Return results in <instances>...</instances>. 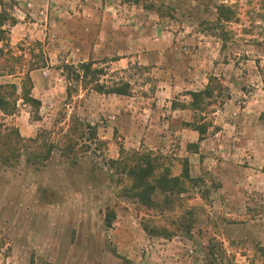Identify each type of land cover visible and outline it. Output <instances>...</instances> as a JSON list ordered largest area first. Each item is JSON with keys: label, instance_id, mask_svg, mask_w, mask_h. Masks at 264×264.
<instances>
[{"label": "rangeland", "instance_id": "obj_1", "mask_svg": "<svg viewBox=\"0 0 264 264\" xmlns=\"http://www.w3.org/2000/svg\"><path fill=\"white\" fill-rule=\"evenodd\" d=\"M121 1L125 0H112ZM202 1L137 3L148 12L147 18L140 17L143 20L155 21L152 11L159 10L170 16L175 28L184 26V31L207 32L228 43L232 26H240L236 29L243 35L238 39L248 41L240 43V48L264 43V0L238 1L232 6L220 0ZM16 4L8 12L16 24L4 26L7 42L2 47L8 45L26 62L42 67L31 73L32 96L42 106L36 110L20 98L15 115L2 116L3 123L17 129L24 141L37 142L16 152L18 148L6 136L7 146L0 147V264H264V156L254 160L250 147L239 150L230 144L229 128L223 133L226 144L222 146L201 142L186 146L176 139L172 145L154 146V137L148 136L154 128L147 124L139 132L131 123L136 106L129 98L122 120L113 119L120 107L117 94L84 89L71 79L66 66L93 62L94 68L104 71L98 77L100 85L118 91L128 84L130 98L146 93L145 88L155 91L153 69L138 62L125 71L117 69L112 62L121 57L119 49L110 56L104 51L94 56L89 45L77 48L74 38H95L89 34L90 26L72 18L85 11V1L46 0L42 5L16 0ZM177 38L176 43L186 40L182 35ZM252 52L241 53L239 62L246 64L260 50ZM224 57L228 59L227 52ZM3 84H16L21 94L19 77L0 76ZM248 87L254 88L247 83L243 89ZM213 106L193 112L189 124L208 129L215 122ZM142 115L135 120L144 127L148 114ZM72 116L93 127L97 139L91 140V132L82 130L84 139L66 155L59 147L66 151L61 137L68 133ZM171 128L176 127L169 124L170 132ZM217 128L207 130L204 139ZM157 132L156 138L162 134ZM41 134L44 137L38 141ZM137 152L162 155L170 166L159 167L156 176L178 178L177 183L170 180L172 184L155 178L151 199L143 203L132 194L135 184L127 177L129 166L116 164ZM145 227L159 232L149 236Z\"/></svg>", "mask_w": 264, "mask_h": 264}, {"label": "crops", "instance_id": "obj_2", "mask_svg": "<svg viewBox=\"0 0 264 264\" xmlns=\"http://www.w3.org/2000/svg\"><path fill=\"white\" fill-rule=\"evenodd\" d=\"M32 1L41 2L42 5L46 2V0ZM81 1L87 3L85 11H78L72 18L75 22L80 20L81 26H90L89 34L94 35L95 38H91L92 40H82V36L74 38L77 48H85L89 45L94 49V56L102 51L105 56H110L113 49H119L121 57L112 62L117 69L125 71L138 62L139 66L151 67L154 71L157 85L155 91L153 89L149 92L145 88L146 93L140 96L133 95L131 98L116 95L120 107L118 117L113 119L122 120L120 115L124 106L128 104L126 99L129 98L131 105L136 106L134 117H131L134 121L131 123L139 132L144 131L147 124L154 128V134L148 135L150 138L154 137L151 139L154 141V146L172 145L174 139L180 140L186 146L199 143L200 134L192 128H183V123L189 124L192 120L194 111L191 93L204 91L209 86L210 79L214 77L223 83L224 91L222 95L213 99L216 102L213 107L217 110L212 113L215 122L208 127V131H213L215 126H218V130L204 139L201 145L226 144L223 133L229 128L232 134L230 144L233 142L234 146L240 147L239 150L243 146L250 147V154L254 160L264 156V43L257 47L249 43L243 45V49L240 48V43H248L238 39L243 35L236 29L240 26H232L231 42L228 43L207 32L184 31V26L182 29L175 28L170 23V16L159 10L152 11V18L156 19L155 21L140 19L141 16L147 18L148 12L142 4L137 3V0H125L119 3H113L112 0ZM220 1L232 6L244 0ZM202 2L200 0V3ZM129 15L138 19L132 20ZM133 23H136L135 29L139 31L131 28ZM79 32L83 31L79 30ZM180 35L186 37V40L176 43ZM118 37L119 42L116 41L119 40ZM130 49L132 52L129 51ZM254 49L260 50L257 57L250 58L246 64L243 63L244 61L239 62L241 53L245 50L253 53ZM226 52L229 56L227 60L224 57ZM247 83H252L254 88L243 89ZM140 104L143 107L138 106ZM142 113L148 114L144 127L141 126L140 121L135 120L136 116H143ZM166 114H170L171 118H166ZM169 124L176 127L171 128V132L167 129ZM177 129L178 132H175ZM157 130L162 134L156 138ZM174 132L175 137L172 135ZM188 138L190 140L186 141Z\"/></svg>", "mask_w": 264, "mask_h": 264}, {"label": "trees", "instance_id": "obj_3", "mask_svg": "<svg viewBox=\"0 0 264 264\" xmlns=\"http://www.w3.org/2000/svg\"><path fill=\"white\" fill-rule=\"evenodd\" d=\"M16 0H0V76L1 77H12V78H20L21 79V94L18 95L19 88L16 84H3L0 85V147L5 148V137L7 136L9 140L13 141V145L18 149L16 152H20L21 146L36 144L37 139H31L28 141H24L18 132L17 129L12 128L9 129L2 120V116L5 115H15L17 110V102L21 98L24 102L28 103L30 106L34 107L36 110L40 109L42 106L41 101L35 99L32 96V91L34 89L33 81L31 78V73L41 69L42 67L36 63H28L26 62L23 56H18L14 54L8 45L2 47V44L7 42V31L4 30V26L7 23H11V25L16 24V20L10 16L8 13L9 10H13L16 7ZM223 19V18H222ZM223 22H227L226 20H222ZM229 21V20H228ZM220 38V37H219ZM223 39V37L221 38ZM31 62V61H30ZM68 70H70V74L73 76L71 79L74 81L81 83L84 89H91L97 92L108 93V94H117V95H130V85H125V89H121L118 91H113L111 89H107L103 85H100V81L98 77H101L104 74L103 69L94 68V63H79L74 66H66ZM217 78L212 77L210 79L209 86L204 90L197 93H191V97L193 99L192 110L194 112L201 111L206 112L208 107H211L216 104L213 100L215 97L222 95L224 91V87ZM215 83V87H213ZM68 97H71L72 90L69 88L67 90ZM206 100H210L211 103H206ZM186 128H192L200 134L199 142L204 140V137L207 133L206 127H193L191 124H186ZM70 129L68 133H65L61 137V143H66V151L63 150L58 145L55 148L59 147V150L62 154L71 155L73 152L72 148L78 143L79 140L84 139L83 131L89 130L90 139L96 140L97 135L95 129L90 125L85 123H81L74 116L70 118ZM72 127V128H71ZM83 130V131H82ZM72 131V133H70ZM64 132V131H63ZM7 135H3V134ZM44 137V134H41L38 137ZM7 144V143H6ZM69 144V145H68ZM115 162H112L114 164ZM116 164L120 165H128L130 169V175H128V179L135 184L132 188V194L136 200L140 202L150 201V194L154 190L153 182H164V184L170 182L177 183L178 178L172 177L168 178L162 175L157 177L156 172L159 171V167H168V160H166L162 155L153 154V153H133L130 155H126V158L122 160V162H116ZM125 172V171H124ZM163 178L164 180H162ZM186 178L189 179L188 173L186 174ZM171 183V184H172ZM172 226L173 223H172ZM145 232L149 236H154L157 233V229H152L149 227L144 228ZM159 232V231H158ZM165 234H167L165 232Z\"/></svg>", "mask_w": 264, "mask_h": 264}]
</instances>
